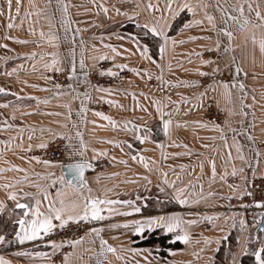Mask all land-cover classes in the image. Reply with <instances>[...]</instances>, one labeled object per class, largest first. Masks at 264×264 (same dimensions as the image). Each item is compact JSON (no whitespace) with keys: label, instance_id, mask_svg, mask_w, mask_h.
Masks as SVG:
<instances>
[{"label":"crops","instance_id":"0c3cea01","mask_svg":"<svg viewBox=\"0 0 264 264\" xmlns=\"http://www.w3.org/2000/svg\"><path fill=\"white\" fill-rule=\"evenodd\" d=\"M0 1V215L20 222L24 210L15 205L31 204L23 225L18 222L17 246L2 248L7 236H0V258L53 264L60 245L42 240L43 231L21 239L37 218V200L43 216L61 200L82 216L88 197L112 203L98 205L101 218L89 217L93 225L73 240L63 264H216L236 229V243L220 264H241L257 234L244 214L226 206L264 177V0H11V8ZM154 25L164 36L151 31ZM213 50L219 61L209 55ZM103 61L113 63L110 72L127 70L126 81L90 88L89 74ZM224 69L228 78L208 92L204 77ZM56 72L76 77L58 87L51 83ZM209 96L225 111L218 127L204 116ZM58 138L67 141L63 162L32 153ZM101 157L111 165L90 167L81 187L65 180L63 165ZM153 191L179 208L146 212L149 201L161 200ZM158 216L165 222L176 216L180 226L169 232L145 224L137 232L140 225L131 223ZM160 229L175 234L168 244L177 233L189 238L166 253L141 243Z\"/></svg>","mask_w":264,"mask_h":264},{"label":"built area","instance_id":"2783aa9c","mask_svg":"<svg viewBox=\"0 0 264 264\" xmlns=\"http://www.w3.org/2000/svg\"><path fill=\"white\" fill-rule=\"evenodd\" d=\"M113 63L110 61L101 62L98 67L89 74L88 82L90 88H103L122 84L128 78V71L124 69L112 70ZM111 73H115L112 75ZM219 76L214 79V82L221 81L227 76L226 72L218 73ZM69 82V77L66 72H56L51 74V83L55 86H65ZM206 84V79L202 80ZM94 108L106 110L104 104H95ZM205 119L211 123L221 124L226 115L222 108L213 102L205 109ZM67 149V141L65 138H58L45 144L32 153L43 161H51L61 163L65 160ZM92 168L101 170L108 168L111 165V160L108 157H101L91 162ZM227 207L231 210H238L244 214L249 228H255L257 225L256 217L260 212H264V177L257 176L252 182V192L242 194L240 196L229 197L227 199ZM92 226V222L87 219H79L68 222L63 227L56 226L52 231L43 233L41 238L44 241H54L60 245V248L53 255V264H63L66 254L70 251L71 243L82 237L87 230Z\"/></svg>","mask_w":264,"mask_h":264},{"label":"snow or ice","instance_id":"6c2138e0","mask_svg":"<svg viewBox=\"0 0 264 264\" xmlns=\"http://www.w3.org/2000/svg\"><path fill=\"white\" fill-rule=\"evenodd\" d=\"M8 5L9 8H11V0H8ZM149 7H152L151 5H149ZM183 8L187 9L188 11H193L192 7L188 4H185L182 6ZM169 8H171V5L169 4ZM179 10H177V12L174 15H178ZM211 19V17L209 18ZM11 27V25H9ZM145 27H147V25H145ZM151 31L153 33H155L157 36H164L163 31L158 30L157 27L154 25L151 29ZM230 35V34H229ZM165 44H162L160 46V52L161 54H163L165 46H166V42H167V37L165 36ZM175 43V41H174ZM209 61H205V63H208ZM81 63H83V61H81ZM111 71V70H109ZM135 71V70H134ZM112 75H115V73H111ZM242 87V85H241ZM0 91H2V89H0ZM106 119H111V117H105ZM171 124L170 120H165L164 121V130L165 132L168 131L169 129V125ZM218 127V125H216ZM140 139H144V137H140ZM45 145H40V147H44ZM46 163H50V161H46ZM70 167H74L78 174L80 175V177H83V171L85 167H92L91 164H83V163H77L75 165H70ZM91 191V190H89ZM24 195L28 196V195H33L31 193H24ZM12 198L15 199V193L12 194ZM86 204L85 207L83 209V215L81 216L79 213H75L74 209L76 208V205L73 204L71 208L68 207H64V202L61 200V207H53L52 203H50L48 205L51 214L48 216H43L42 213H40L39 211V200H37V207L35 209V215H36V219H33L31 221V230L25 231V234L23 237H21V239H34L36 237H38L41 234V231H43L44 233H48L50 231H52L57 225H55L53 223V219H58L60 220V227H63L64 225H66L69 221H74V220H79L81 218L87 220L89 219V217L91 218H101V208L98 206L101 203H112L111 201H100L99 199H91L86 197ZM181 203H186L185 200H181ZM123 203H130L129 201H124ZM17 207L20 208H29V205L27 204H19L17 205ZM109 211H111V209H109ZM133 211L135 212H139L140 209L139 208H134ZM67 213V217H64V214ZM40 217H43V219H40ZM208 219H211V217H208ZM133 224H137L140 225V227L136 228L137 232H142L143 231V227L146 224L149 228L153 225V223H156L157 225H163L167 231L171 232L173 231L175 228H178L180 226V220L176 217L173 216L170 218V220L168 222H165V218L162 216H158V217H149L147 218L146 221H133L131 222ZM189 223H195V221H189ZM21 224L23 225V221H21ZM127 226V225H125ZM92 231H99L97 229H93ZM188 235L185 233L182 236H177L176 239L178 240H184L187 241L188 240ZM0 239H2V237H0ZM82 239V238H81ZM51 243L53 244L54 247H57V245L55 244L54 241H51ZM69 243L75 244L78 243V241H69ZM106 243V242H103ZM110 251H115V249H112L111 247L109 248ZM255 259L257 261V264H264V244H261L260 248L255 251L254 253ZM0 264H7V262L3 261L2 258H0Z\"/></svg>","mask_w":264,"mask_h":264},{"label":"trees","instance_id":"16d2710c","mask_svg":"<svg viewBox=\"0 0 264 264\" xmlns=\"http://www.w3.org/2000/svg\"><path fill=\"white\" fill-rule=\"evenodd\" d=\"M183 21V16L177 18L173 24V31L174 28H177L179 25H181ZM154 44H153V52L158 49V45L160 43V40L157 38H154ZM161 200L154 201L153 203L149 202V205L145 208L146 212H161V211H168V210H176L179 208V205L177 203L166 201V202H160ZM18 219L15 217H12L10 214L7 215V213H3L0 215V236L2 234L7 236V240L4 243V246L2 248L4 249H10L17 246V239L15 238V234L18 229ZM239 229H236L233 233L232 238L229 240L228 246H222L218 259L216 261V264H220L221 260L225 258L228 253L232 250L233 246L236 243V236L239 234ZM255 232V231H254ZM235 234V235H234ZM255 234H257L255 232ZM175 237V234H165L161 229L155 230L150 235H148L147 239L142 241V244H145L147 246H160L162 253H166L168 249H175L182 246L180 240L176 239L175 242L169 243L168 240H172V238ZM260 240H259V234H257V239L253 240L251 239L249 246L247 248V251L242 257L241 264H256L254 253L257 251L260 247ZM223 261V260H222Z\"/></svg>","mask_w":264,"mask_h":264},{"label":"water","instance_id":"95a60500","mask_svg":"<svg viewBox=\"0 0 264 264\" xmlns=\"http://www.w3.org/2000/svg\"><path fill=\"white\" fill-rule=\"evenodd\" d=\"M0 4H1V1H0ZM69 76H70V78L76 77L75 74H69ZM78 163H83L85 165L89 164V163L84 162V161L83 162H78ZM75 164H77V163L65 164V165L62 166L61 170L64 173V177H65V180L67 182L72 183V184L79 183V187H81L83 184L86 183L84 177H85V174L87 173V171L90 169V167H85L84 168L83 177L81 178L80 175L78 174L77 170L74 167H70V165H75ZM19 204H27V205H29V208L17 207V205H19ZM30 207H31V204H30L29 201H23V202H20V203L15 205V208L24 210L23 217L20 219V222H19L20 225H21V221L24 222L26 216L29 214ZM257 222H258V227L256 229V233L260 234L261 237L264 238V212H260V213L257 214Z\"/></svg>","mask_w":264,"mask_h":264},{"label":"rangeland","instance_id":"374dc122","mask_svg":"<svg viewBox=\"0 0 264 264\" xmlns=\"http://www.w3.org/2000/svg\"><path fill=\"white\" fill-rule=\"evenodd\" d=\"M212 54H214L213 55V59L215 60V61H219L220 59H216V58H214L215 56H216V54H215V51L213 50V51H210V53H209V55L211 56ZM222 72H226L227 74L225 75V76H227V78H228V76H229V71L227 72V70H223ZM219 76V74H218V70H212V71H210L208 74H207V76H205L204 77V79H206V84H205V86H207V90H208V92H211L212 93V91H213V87L218 83V82H222L223 80H226L227 78H225V79H223V80H221V81H218V82H214V79L215 78H217ZM211 96V95H210ZM210 96H209V98H208V102H207V105H208V107L211 105V103L213 102L215 105L217 104L216 103V101H215V98H214V96H212L211 98H210ZM218 105V104H217ZM218 107L219 108H221V106H219L218 105ZM204 114H205V112H204ZM225 120V119H224ZM211 123V122H210ZM212 124H215V123H212ZM222 124V123H221ZM215 125H220V124H215ZM155 190V189H154ZM153 194H154V197L155 196H157V195H160L159 197H160V199H161V203L162 202H166V200L165 201H162V198H163V193H157V191H153L152 192ZM151 193V194H152ZM150 202V201H149ZM226 208L227 209H230V208H228L227 206H226ZM231 210V209H230ZM233 211V210H232ZM228 212H230V211H228ZM195 211H193V215H195ZM232 213H234V212H232ZM236 213V212H235ZM216 218V217H215ZM194 225V224H193ZM176 236H180L179 235V233H177L176 234ZM181 242H186V241H184V240H181ZM155 247H157V246H155ZM158 248H159V250H160V252L162 253V251H161V247L160 246H158Z\"/></svg>","mask_w":264,"mask_h":264}]
</instances>
